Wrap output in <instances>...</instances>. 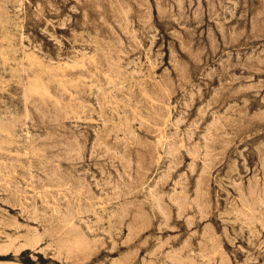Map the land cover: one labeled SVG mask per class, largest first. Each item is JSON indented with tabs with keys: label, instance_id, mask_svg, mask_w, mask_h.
<instances>
[{
	"label": "rangeland",
	"instance_id": "obj_1",
	"mask_svg": "<svg viewBox=\"0 0 264 264\" xmlns=\"http://www.w3.org/2000/svg\"><path fill=\"white\" fill-rule=\"evenodd\" d=\"M263 163L264 0H0V264H264Z\"/></svg>",
	"mask_w": 264,
	"mask_h": 264
},
{
	"label": "bare ground",
	"instance_id": "obj_2",
	"mask_svg": "<svg viewBox=\"0 0 264 264\" xmlns=\"http://www.w3.org/2000/svg\"><path fill=\"white\" fill-rule=\"evenodd\" d=\"M25 7V6H24ZM22 39V38H21ZM141 46V45H140ZM151 55V54H150ZM152 70V69H151ZM104 114V113H103ZM128 115V114H127ZM6 117V116H5ZM127 117V116H126ZM172 125V124H171ZM27 126V125H26ZM111 133V132H110ZM104 145V144H103ZM97 148V147H96ZM91 158V157H90ZM264 164V163H263ZM111 175V174H109ZM111 180V179H110ZM117 183V182H116ZM238 183V182H237ZM16 187V186H15ZM37 202V201H36ZM21 206V205H20ZM15 220V219H14ZM3 221V220H2ZM36 238V237H35ZM33 242V241H32Z\"/></svg>",
	"mask_w": 264,
	"mask_h": 264
}]
</instances>
